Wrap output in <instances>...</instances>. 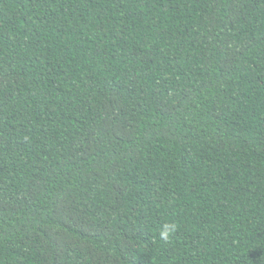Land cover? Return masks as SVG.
Segmentation results:
<instances>
[{"label": "trees", "instance_id": "1", "mask_svg": "<svg viewBox=\"0 0 264 264\" xmlns=\"http://www.w3.org/2000/svg\"><path fill=\"white\" fill-rule=\"evenodd\" d=\"M0 264H264V0H0Z\"/></svg>", "mask_w": 264, "mask_h": 264}, {"label": "clouds", "instance_id": "2", "mask_svg": "<svg viewBox=\"0 0 264 264\" xmlns=\"http://www.w3.org/2000/svg\"><path fill=\"white\" fill-rule=\"evenodd\" d=\"M176 230L175 225H170L168 230L161 232V239L167 240L170 238L171 234Z\"/></svg>", "mask_w": 264, "mask_h": 264}]
</instances>
